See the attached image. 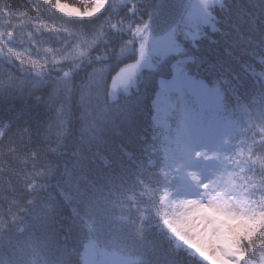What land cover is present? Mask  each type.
<instances>
[{
    "label": "snow or ice",
    "instance_id": "1",
    "mask_svg": "<svg viewBox=\"0 0 264 264\" xmlns=\"http://www.w3.org/2000/svg\"><path fill=\"white\" fill-rule=\"evenodd\" d=\"M5 100L0 214L106 190L143 264H264V0L0 3Z\"/></svg>",
    "mask_w": 264,
    "mask_h": 264
},
{
    "label": "trees",
    "instance_id": "2",
    "mask_svg": "<svg viewBox=\"0 0 264 264\" xmlns=\"http://www.w3.org/2000/svg\"><path fill=\"white\" fill-rule=\"evenodd\" d=\"M23 2L26 0H0L10 5ZM10 103L11 100L0 101L4 106ZM92 167L93 174L102 171L99 161ZM82 190L88 191L83 182ZM101 195L113 203L105 205L100 201L99 210L83 218L84 227L70 235L67 232L71 220L68 208L58 209L55 221L41 214L47 199L44 192L38 193L35 203L23 210L13 209L11 213L5 210L0 214V264H67L66 248L71 250L72 264H82L81 253L87 239L93 241L98 252L111 251L123 256L124 264H143L144 249L128 222L121 219L123 210L116 203L119 197L106 190ZM89 220L92 221L90 228L87 226Z\"/></svg>",
    "mask_w": 264,
    "mask_h": 264
},
{
    "label": "rangeland",
    "instance_id": "3",
    "mask_svg": "<svg viewBox=\"0 0 264 264\" xmlns=\"http://www.w3.org/2000/svg\"><path fill=\"white\" fill-rule=\"evenodd\" d=\"M82 250V264H124L126 259L111 251H99L91 239H87Z\"/></svg>",
    "mask_w": 264,
    "mask_h": 264
}]
</instances>
